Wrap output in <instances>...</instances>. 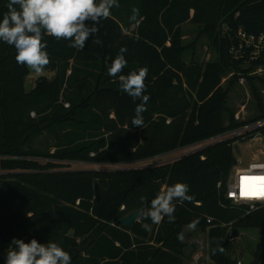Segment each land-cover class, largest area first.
I'll return each instance as SVG.
<instances>
[{
  "label": "trees",
  "instance_id": "16d2710c",
  "mask_svg": "<svg viewBox=\"0 0 264 264\" xmlns=\"http://www.w3.org/2000/svg\"><path fill=\"white\" fill-rule=\"evenodd\" d=\"M8 2L0 0V19ZM118 3L83 50L45 36L50 58L45 69L56 74L52 79L39 76L29 91L25 84L30 70L16 62L13 46L0 41V242H55L69 253L71 264H185L184 228L198 220L195 229L208 232L210 264H236L231 256L234 240L252 229L260 232L254 257L264 264V209L247 212L246 206L234 207L225 197L230 174L239 164L231 140L207 143L153 166L65 167L68 161H144L222 134L238 124L228 99L240 76L253 89V118H264V93L256 83L264 88V76L249 74L264 65V56L246 68L230 53L240 29L264 32V0ZM133 8L139 9L137 22L130 21ZM187 22L200 26L218 52L216 60L201 61L195 51L186 60ZM97 38L101 44L93 43ZM121 47L127 48V65L113 77L108 68ZM142 67L148 69L145 95L150 97L142 113L144 128L131 123L141 101L123 93L119 82L120 75ZM46 135L55 144L36 147L34 141ZM178 182L189 186L193 199L173 202L175 222L164 217L159 224L150 219L131 227L117 224L130 212L150 207L159 191ZM178 234H183L182 241ZM90 241L85 252L75 250ZM6 254L0 252V264Z\"/></svg>",
  "mask_w": 264,
  "mask_h": 264
},
{
  "label": "clouds",
  "instance_id": "9594fccd",
  "mask_svg": "<svg viewBox=\"0 0 264 264\" xmlns=\"http://www.w3.org/2000/svg\"><path fill=\"white\" fill-rule=\"evenodd\" d=\"M113 7H119L118 0H9L7 12L0 19V41L15 48L18 64L40 74L50 63L45 36L70 41V47L83 50L89 38L99 31L100 20L111 16ZM132 12L130 21L137 22L139 9L133 8ZM93 43L101 44V41L97 38ZM126 52V47L120 48L108 68L110 76H117L126 67ZM147 73V67H142L119 76L121 91L133 101H141L135 108L131 123L142 128V113L147 110L150 99L145 95ZM188 192L189 186L179 182L162 189L151 200L150 207L140 210L138 220L150 219L153 224H159L167 217L169 223L175 222L173 202L191 201L193 197ZM197 223L198 220L193 221L189 227L194 229ZM142 227L151 230L150 224L142 223ZM178 239L182 241L183 234H178ZM5 264H71V256L55 242L42 244L35 238L30 242L13 238Z\"/></svg>",
  "mask_w": 264,
  "mask_h": 264
},
{
  "label": "rangeland",
  "instance_id": "374dc122",
  "mask_svg": "<svg viewBox=\"0 0 264 264\" xmlns=\"http://www.w3.org/2000/svg\"><path fill=\"white\" fill-rule=\"evenodd\" d=\"M132 28H134V26ZM183 30L185 34L184 41L186 44L190 45V49L185 56L187 61H190L191 52L193 51H195V53L197 54V58L201 61H212L217 59L218 52L209 45V38L200 33V26L197 23L187 22L183 25ZM242 65L243 67H246V65L248 64L242 62ZM55 74L56 73L54 71L46 69L40 74H37L34 71L30 70V74L26 79V89L28 91L31 90L35 86V81L39 76L44 75L47 78L52 79L54 78ZM255 75L264 76V71L262 73H255ZM231 76L232 74H229L223 78L222 83L224 87H228V80ZM256 83L259 86V90L264 93V88H262V84L259 82V80H256ZM228 105L235 112L241 110L242 107L246 105V110L250 115H255L257 113L256 100L253 95V89L249 81L246 84H240V82H235L230 87ZM53 144H55V140L48 135L40 137L39 139L34 141V145L36 147L42 148H49ZM235 144H238L240 146L243 155V159L240 160L234 149L238 160L242 162V164H244L245 166L252 162L256 157L264 159V138H256L252 141L240 143L238 142ZM235 144L233 146H235ZM196 149L198 148H180L179 150H176L171 154L160 155L148 160L125 164H98L81 161H68L65 162V167H68L70 170H111L116 168H136L144 166H153L177 160L182 155ZM254 154H256V157H253ZM234 207L239 208V206L237 205ZM245 210H247V208ZM184 229L186 232H188V235L185 238V241L188 243V246L185 248V264H193V257L198 252H203L204 254V257L202 258L199 264H210L211 262L208 259V232L202 231L200 229H193L189 226L185 227ZM259 236L260 232L258 229L242 231V233L238 235V238L234 240V248L231 252L232 258L236 260L240 259L242 261V264H250L255 258L253 252L259 240ZM191 243H194V246H192Z\"/></svg>",
  "mask_w": 264,
  "mask_h": 264
},
{
  "label": "built area",
  "instance_id": "2783aa9c",
  "mask_svg": "<svg viewBox=\"0 0 264 264\" xmlns=\"http://www.w3.org/2000/svg\"><path fill=\"white\" fill-rule=\"evenodd\" d=\"M230 53L235 60L245 62L248 64L246 66H250L261 56H264V32L250 34L240 29L237 34V42L232 45ZM263 71L264 65H259L249 74L255 75V73H262ZM239 82L240 84H246L248 79L246 76H240ZM249 115L246 105H244L241 110L235 113V120L238 123L235 127L209 140L183 148L191 147L192 149L197 147L199 149L207 143L227 140L233 141L234 145L238 142L264 138V118H253V115ZM253 157H256V154ZM218 187H221V183ZM225 197L234 205L246 206L247 212L264 209V159L256 157L246 166L239 161V164L233 168L230 174ZM208 221L211 222V219H208ZM229 234L232 235V232L230 231ZM9 246L0 242V252L2 250L7 252ZM203 257V252H198L193 257V264H199ZM208 259L210 260V256H208ZM236 264H242V261L240 259L236 260Z\"/></svg>",
  "mask_w": 264,
  "mask_h": 264
},
{
  "label": "water",
  "instance_id": "95a60500",
  "mask_svg": "<svg viewBox=\"0 0 264 264\" xmlns=\"http://www.w3.org/2000/svg\"><path fill=\"white\" fill-rule=\"evenodd\" d=\"M234 149H235L239 159L242 160L243 155H242V151L240 149V146L238 144H235ZM96 192H97V198H100V185H99V183L96 184ZM144 208L145 207L143 206L137 210L130 212L129 214L120 218L117 221V224L122 223V224L126 225L127 227H131L136 221H138V216H139L140 210H142ZM71 233H72V231H71ZM90 244H91V241L84 246L76 247L75 250L77 252L83 253L89 248ZM250 264H261V262L258 258H254V260Z\"/></svg>",
  "mask_w": 264,
  "mask_h": 264
},
{
  "label": "crops",
  "instance_id": "0c3cea01",
  "mask_svg": "<svg viewBox=\"0 0 264 264\" xmlns=\"http://www.w3.org/2000/svg\"><path fill=\"white\" fill-rule=\"evenodd\" d=\"M177 150H179V149H177ZM173 152H174V151H173ZM171 153H172V152L167 153V154H171ZM167 154H166V155H167ZM0 160H1V158H0ZM1 173H3V171H2L1 168H0V174H1Z\"/></svg>",
  "mask_w": 264,
  "mask_h": 264
},
{
  "label": "snow or ice",
  "instance_id": "6c2138e0",
  "mask_svg": "<svg viewBox=\"0 0 264 264\" xmlns=\"http://www.w3.org/2000/svg\"><path fill=\"white\" fill-rule=\"evenodd\" d=\"M259 179V178H258Z\"/></svg>",
  "mask_w": 264,
  "mask_h": 264
}]
</instances>
